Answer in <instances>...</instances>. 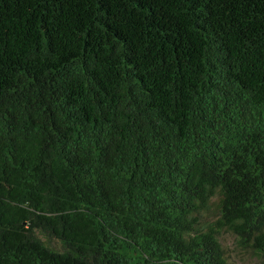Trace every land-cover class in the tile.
I'll use <instances>...</instances> for the list:
<instances>
[{
  "label": "trees",
  "instance_id": "16d2710c",
  "mask_svg": "<svg viewBox=\"0 0 264 264\" xmlns=\"http://www.w3.org/2000/svg\"><path fill=\"white\" fill-rule=\"evenodd\" d=\"M224 234L264 264V0H0V264H231Z\"/></svg>",
  "mask_w": 264,
  "mask_h": 264
},
{
  "label": "rangeland",
  "instance_id": "374dc122",
  "mask_svg": "<svg viewBox=\"0 0 264 264\" xmlns=\"http://www.w3.org/2000/svg\"><path fill=\"white\" fill-rule=\"evenodd\" d=\"M40 239L47 242L51 247L60 250L61 245L59 241L55 239H48L44 235H39ZM221 243L225 248V255L228 257V261L231 264H257L255 255L250 251L243 249L236 243L234 236L230 234H224L221 238Z\"/></svg>",
  "mask_w": 264,
  "mask_h": 264
}]
</instances>
